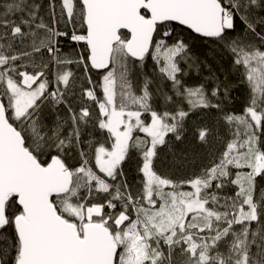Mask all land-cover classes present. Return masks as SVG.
Segmentation results:
<instances>
[{"label": "snow or ice", "instance_id": "1", "mask_svg": "<svg viewBox=\"0 0 264 264\" xmlns=\"http://www.w3.org/2000/svg\"><path fill=\"white\" fill-rule=\"evenodd\" d=\"M0 264H264V0H0Z\"/></svg>", "mask_w": 264, "mask_h": 264}, {"label": "trees", "instance_id": "2", "mask_svg": "<svg viewBox=\"0 0 264 264\" xmlns=\"http://www.w3.org/2000/svg\"><path fill=\"white\" fill-rule=\"evenodd\" d=\"M129 174H130L131 177L134 178L135 177L134 169L133 170H130V173Z\"/></svg>", "mask_w": 264, "mask_h": 264}]
</instances>
